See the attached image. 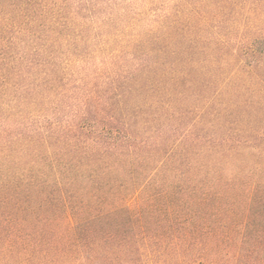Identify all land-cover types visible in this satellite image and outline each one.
I'll return each instance as SVG.
<instances>
[{
    "label": "trees",
    "instance_id": "1",
    "mask_svg": "<svg viewBox=\"0 0 264 264\" xmlns=\"http://www.w3.org/2000/svg\"><path fill=\"white\" fill-rule=\"evenodd\" d=\"M102 3L0 0V264H264V0Z\"/></svg>",
    "mask_w": 264,
    "mask_h": 264
},
{
    "label": "rangeland",
    "instance_id": "2",
    "mask_svg": "<svg viewBox=\"0 0 264 264\" xmlns=\"http://www.w3.org/2000/svg\"><path fill=\"white\" fill-rule=\"evenodd\" d=\"M99 1H103L102 6H101V10H103L104 12H109L111 10V8H116L119 9L121 7L124 6H128V4H131V6L129 7L130 9L135 8L136 10H145L146 13L145 15L147 17L143 18V20H140L139 22H137V25L139 26V28H146L147 26L153 25L154 23V19L156 18V15H160L162 14L165 9H164V4L165 2H167V0H151V1H147V4H144L145 0H99ZM84 5H87V0H67V9L71 10V9H78L83 11ZM78 6V7H77ZM80 6V7H79ZM162 6V8H161ZM151 7L154 10H151ZM158 8V9H157ZM133 9V10H135ZM96 19L98 20H102V17L100 15L96 16ZM235 35V33L233 34ZM232 40H235L234 37L235 36H231ZM199 91V90H198ZM197 91V92H198ZM210 91L208 92H199L201 95L205 96L208 95ZM251 95V98H257L258 93L255 91L254 88H252L251 90L249 89L248 91ZM206 93V94H205ZM264 93V91H263ZM227 95H231V94H227ZM231 96H228L227 98H230ZM264 97V96H263ZM232 98L228 99L231 100ZM264 100V98H263ZM194 117V116H192ZM251 118V122H246L244 119V117H241V115L239 114V112H237V110L234 111V113H232V115L227 116L226 117V124H227V129L224 128L225 130H221L218 127H214V128H205L203 129L199 134L200 136H202L203 138H208L209 136L213 138V140H221L223 138H225L226 136L232 138V139H240V140H255L256 135H258L260 132V134L263 133L264 131V109H262L260 111V114L258 116H250ZM209 118L211 119V117L208 115V117L206 118V120H209ZM191 115H187L185 121L186 122H190L191 120ZM253 121H257V124H252ZM164 130V129H163ZM259 132V133H258ZM264 134V133H263ZM253 143V142H252ZM256 144H258V146H255ZM260 144V145H259ZM252 145H254L257 148H261L264 147V139L262 140V142H254ZM254 148V147H253ZM248 150L250 152H256L254 151V149ZM251 156H248V158H250ZM258 162L259 166H262L264 168V154L262 156H255L252 159H249L248 161H243V164L246 165V167H250L252 165L256 166ZM259 176H261L262 180H264V169L259 172L256 175H251V178H258Z\"/></svg>",
    "mask_w": 264,
    "mask_h": 264
}]
</instances>
